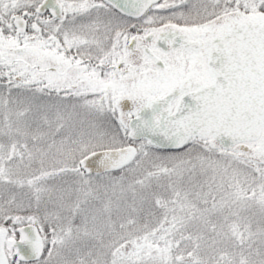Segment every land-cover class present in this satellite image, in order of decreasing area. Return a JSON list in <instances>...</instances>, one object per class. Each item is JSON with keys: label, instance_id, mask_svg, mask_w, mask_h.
Wrapping results in <instances>:
<instances>
[{"label": "snow or ice", "instance_id": "obj_1", "mask_svg": "<svg viewBox=\"0 0 264 264\" xmlns=\"http://www.w3.org/2000/svg\"><path fill=\"white\" fill-rule=\"evenodd\" d=\"M0 264H264V0H0Z\"/></svg>", "mask_w": 264, "mask_h": 264}]
</instances>
